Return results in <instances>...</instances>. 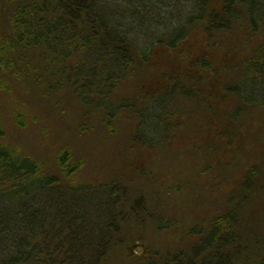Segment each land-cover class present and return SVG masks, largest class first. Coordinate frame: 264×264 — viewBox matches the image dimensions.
I'll return each instance as SVG.
<instances>
[{
  "label": "trees",
  "instance_id": "trees-1",
  "mask_svg": "<svg viewBox=\"0 0 264 264\" xmlns=\"http://www.w3.org/2000/svg\"><path fill=\"white\" fill-rule=\"evenodd\" d=\"M171 1L0 0L1 95L12 93L18 83L51 101L54 98L51 95L71 87L74 78L73 86L79 85L78 90L95 87L98 93L102 92L104 99L99 104L107 122L115 116L113 111L135 108L136 119L147 122L154 132L163 120L169 129L164 128L163 133L169 134L165 99L170 95L168 91L173 93L182 86L184 76L182 71L176 75L170 73L178 65L173 52L188 32L198 28L195 25L203 26L201 33L210 35L220 31L230 33L239 26L245 33L250 31L264 37V0H186L189 6H184L187 8L184 16L178 11L166 12L167 18L173 16L172 20L162 25L163 31L158 35L152 28V21L156 20L152 10L167 8ZM119 20H131L132 25L121 24ZM133 23L135 31L130 30ZM138 28L146 29L147 33L141 36ZM80 52L93 59L96 69L87 70L89 74L70 66L72 58ZM158 56L162 62L158 59L154 62ZM217 59L215 55L211 64L218 62ZM205 64V60H197L195 65L201 68ZM241 65V87L220 82L222 92L227 98H236L243 110L264 107V43ZM192 71L188 67L185 74ZM169 74L174 77L166 79ZM129 76L135 78L132 88L137 93L133 99L143 101L139 108L126 102L127 97L115 105L116 99L112 97ZM212 106L216 108L213 115L217 120L213 125L219 128L222 122L218 120L221 116L216 99ZM242 106L237 108L236 117ZM23 114L22 110L15 111L14 125L18 129L26 123ZM255 120L244 126L248 127L246 140L254 136L250 147L247 146L249 151L246 147L248 154L243 150L247 154L246 168H252L251 173L237 180L240 190H232L234 202L238 197L240 203L248 202L246 205L250 203V207H257V203L254 195L246 193L256 190L257 185L264 193L260 153L254 146L261 128ZM224 130L233 136L228 128ZM6 136V129L0 123V264H103L108 262L111 252L124 250L127 257H136L124 248L151 218V210L142 198L119 209L122 200L111 186L95 188L76 183L74 176L83 164L75 161L71 149L60 147L51 159L40 163L7 145ZM228 149L236 151L231 142ZM256 210L248 212L249 215L254 216ZM239 217L235 208L215 217L196 234L199 244L190 251V256L174 254V264H239L245 249L244 239L235 230ZM118 247L123 249H114ZM206 251L207 256L201 257Z\"/></svg>",
  "mask_w": 264,
  "mask_h": 264
},
{
  "label": "rangeland",
  "instance_id": "rangeland-1",
  "mask_svg": "<svg viewBox=\"0 0 264 264\" xmlns=\"http://www.w3.org/2000/svg\"><path fill=\"white\" fill-rule=\"evenodd\" d=\"M161 1L156 0L157 3ZM184 6L188 7L189 2L172 0L169 7L161 6L158 12L152 10L151 15L156 19L152 21V28L158 35L163 31L162 25L172 20L173 16L167 18L166 12L178 11L184 16L187 10ZM119 21L128 24L131 20ZM128 25H132L131 22ZM195 26L198 28L188 32L173 52L178 65L172 69L174 71H169L174 75L182 71L184 76L182 86L173 93L168 91L170 95L165 99L170 127L167 135L163 129H169L163 120L154 132L147 122L135 118V108L113 111L115 116L107 122L99 104L104 99L102 92L98 93L95 87L78 90L79 85L73 86L74 78L71 87L51 95L54 97L51 101L18 83L9 95L0 93V123L6 129L4 141L7 145L40 163L51 159L49 157L58 148H69L75 161L83 164L81 171L74 176L77 184L95 188L111 186L113 193L122 200L119 209L142 198L151 210V218L149 216L147 223L137 230L139 234L124 248L136 257H127L125 250L111 252L108 262L103 264H174V254L190 256V251L199 244L198 231L231 208L241 215L235 224L245 248L239 264H264V193L258 190V185L256 190L247 192V195H254L257 203V207H250V203L246 205L248 202L240 203L238 197L234 202L235 193L232 191L240 190L237 180H243L251 173L252 168H246V147H250L254 136L246 140L248 127L244 126L255 118L261 134L254 146L260 153V167L264 173V107L243 110L241 103L236 98H227L220 86L223 85L221 82L241 87V64L264 43V37L252 35L250 31L245 33V29L239 26L230 33L220 31L211 35L201 33L203 26ZM130 30H136L134 23ZM138 31L141 36L147 33L143 28ZM215 55L218 62L211 64ZM157 59L161 60V57H156L154 62ZM197 60H205L207 64L197 68ZM94 65L86 52H80L72 58L70 66L82 68L86 73L95 70ZM188 67L193 71L185 74ZM173 77L169 74L166 79ZM96 80L99 81V76ZM134 81L135 78L129 76L114 92L115 105L127 97L126 102L129 101L130 105L142 106L143 101L133 99L137 93L132 88ZM210 93L217 95L211 97ZM214 99L221 116V119L217 116L222 122L218 124L219 128L213 125L217 124L213 115L216 111L212 106ZM239 106L242 107L236 117ZM16 110L24 112L22 117L26 123L22 129L14 125ZM225 128L233 132V136ZM229 142L236 151L228 149ZM229 199L233 203L230 204ZM254 209H257L254 216L249 215L248 212ZM247 215L252 220L248 221ZM192 232L195 236H191ZM207 254L208 251L200 256L206 257Z\"/></svg>",
  "mask_w": 264,
  "mask_h": 264
},
{
  "label": "water",
  "instance_id": "water-1",
  "mask_svg": "<svg viewBox=\"0 0 264 264\" xmlns=\"http://www.w3.org/2000/svg\"><path fill=\"white\" fill-rule=\"evenodd\" d=\"M136 247V246H135Z\"/></svg>",
  "mask_w": 264,
  "mask_h": 264
}]
</instances>
